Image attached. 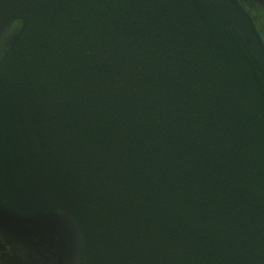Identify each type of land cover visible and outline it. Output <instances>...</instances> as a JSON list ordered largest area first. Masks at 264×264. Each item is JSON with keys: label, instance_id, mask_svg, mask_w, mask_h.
Wrapping results in <instances>:
<instances>
[{"label": "water", "instance_id": "95a60500", "mask_svg": "<svg viewBox=\"0 0 264 264\" xmlns=\"http://www.w3.org/2000/svg\"><path fill=\"white\" fill-rule=\"evenodd\" d=\"M0 264H264V0H0Z\"/></svg>", "mask_w": 264, "mask_h": 264}]
</instances>
